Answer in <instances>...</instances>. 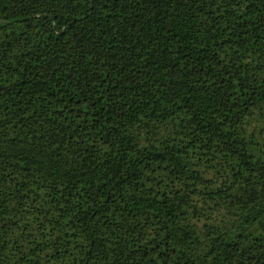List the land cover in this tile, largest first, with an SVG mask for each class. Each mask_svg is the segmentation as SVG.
<instances>
[{
  "label": "trees",
  "instance_id": "trees-1",
  "mask_svg": "<svg viewBox=\"0 0 264 264\" xmlns=\"http://www.w3.org/2000/svg\"><path fill=\"white\" fill-rule=\"evenodd\" d=\"M0 264H264V0H0Z\"/></svg>",
  "mask_w": 264,
  "mask_h": 264
}]
</instances>
